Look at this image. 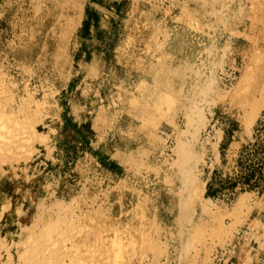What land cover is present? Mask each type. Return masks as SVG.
<instances>
[{
  "label": "rangeland",
  "instance_id": "rangeland-1",
  "mask_svg": "<svg viewBox=\"0 0 264 264\" xmlns=\"http://www.w3.org/2000/svg\"><path fill=\"white\" fill-rule=\"evenodd\" d=\"M71 1L0 0V264H263L264 0H128L84 64Z\"/></svg>",
  "mask_w": 264,
  "mask_h": 264
},
{
  "label": "crops",
  "instance_id": "crops-1",
  "mask_svg": "<svg viewBox=\"0 0 264 264\" xmlns=\"http://www.w3.org/2000/svg\"><path fill=\"white\" fill-rule=\"evenodd\" d=\"M111 2L112 3H108L105 6L102 0H74L71 3L73 7H65L61 12V14L64 16V20H67V23L69 25L68 30L71 29V36H73L72 41L75 40V36H79V48L81 50L83 49V53L81 55V59H79V62L82 64H84V58L89 55L85 45L87 43L86 39L92 36L93 31L98 30V27L103 22H105L106 19H113L114 24L111 26V31L114 32V36H116L115 34L118 33L117 36L120 37L122 36L119 31L120 23L123 22V19L125 17H129L131 14L136 13H138L139 16L146 14L143 11L140 12L139 8L134 10L130 6L128 0H111ZM40 10L45 11V9L43 8H34V11H36L37 15ZM30 15L31 14H29V16ZM176 17L177 16L175 15L173 17L169 15L170 22L178 23ZM68 45L70 46L71 43L69 42ZM83 107L84 106H81V110L77 113L75 112V110H73V112H71V115L75 118L69 120L74 124L76 123L77 128H80L82 123L89 122L90 130L93 132V135L89 139L82 140L79 143V146L81 147V144H83V148L87 150H85L84 153L86 156L91 157L92 159L97 161V163H100L101 166L103 165L102 167H104L106 172H108L111 176L117 177V173L120 174V172H122L120 169L123 166L132 163V160H134V157H136L135 153H137L140 147H136L134 150H130L121 149L119 147L109 145L113 140L114 134L110 137L107 136V132L101 134L102 136L99 135V125H101L99 118V108L93 107L87 112L83 110ZM71 109L74 108L72 107ZM108 163L116 165L119 169L118 172L116 173L115 171L109 169L108 167L110 165Z\"/></svg>",
  "mask_w": 264,
  "mask_h": 264
},
{
  "label": "built area",
  "instance_id": "built-area-1",
  "mask_svg": "<svg viewBox=\"0 0 264 264\" xmlns=\"http://www.w3.org/2000/svg\"><path fill=\"white\" fill-rule=\"evenodd\" d=\"M226 257V254L225 253H220V254H218V255H216L215 256V260L218 262V263H221V262H223V259ZM226 260H228V261H226V264L229 262V258H228V256L226 257ZM225 263V262H224Z\"/></svg>",
  "mask_w": 264,
  "mask_h": 264
},
{
  "label": "bare ground",
  "instance_id": "bare-ground-1",
  "mask_svg": "<svg viewBox=\"0 0 264 264\" xmlns=\"http://www.w3.org/2000/svg\"><path fill=\"white\" fill-rule=\"evenodd\" d=\"M124 40H125V39H124ZM124 49H126V47H124ZM119 50L123 51V50H122V47H119V49H116L117 52H120ZM120 60H121V59H120ZM181 173H182V172H181ZM202 189H204V186H202ZM2 247H3V246H2ZM25 248H26V247H25ZM37 250L39 251V248H38ZM59 250H60V248H59ZM41 251H42V250H41ZM35 252H36V251H35ZM40 253H41V252H40ZM35 254H36V253H35ZM35 254H34V256H35ZM36 255H37V254H36ZM38 255H41V254L38 253ZM1 256H2V255H1ZM26 256H27V255H26ZM28 256H29V255H28ZM29 257H30V256H29ZM29 257H28V258H29ZM37 257H39V256H37ZM34 258H35V257H34ZM34 258H33V259H34ZM39 258H40V257H39ZM31 259H32V258H31ZM36 259H37V258H36ZM53 259H54V258H53ZM28 260H29V259H28ZM40 260H41V258H40ZM42 260H43V259H42ZM29 261H30V260H29ZM31 261H32V260H31ZM33 261H35V259H34ZM33 261H32V262H33ZM54 261H55V260H54ZM37 262H38V261H37ZM43 262H44V260H43ZM40 263H41V262H40ZM44 264H45V263H44ZM46 264H47V263H46ZM263 264H264V263H263Z\"/></svg>",
  "mask_w": 264,
  "mask_h": 264
},
{
  "label": "trees",
  "instance_id": "trees-1",
  "mask_svg": "<svg viewBox=\"0 0 264 264\" xmlns=\"http://www.w3.org/2000/svg\"><path fill=\"white\" fill-rule=\"evenodd\" d=\"M208 188V187H207ZM209 189V188H208ZM206 195L208 196L209 195V192L207 191Z\"/></svg>",
  "mask_w": 264,
  "mask_h": 264
}]
</instances>
